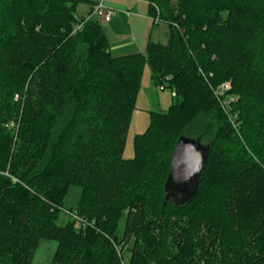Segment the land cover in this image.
<instances>
[{"label":"trees","instance_id":"obj_1","mask_svg":"<svg viewBox=\"0 0 264 264\" xmlns=\"http://www.w3.org/2000/svg\"><path fill=\"white\" fill-rule=\"evenodd\" d=\"M147 1L167 43L112 56L85 20L97 0H0V264H30L41 239L57 243L50 264H264V0ZM146 64L174 101L125 159ZM182 136L209 154L179 204L164 185Z\"/></svg>","mask_w":264,"mask_h":264},{"label":"rangeland","instance_id":"obj_2","mask_svg":"<svg viewBox=\"0 0 264 264\" xmlns=\"http://www.w3.org/2000/svg\"><path fill=\"white\" fill-rule=\"evenodd\" d=\"M108 0H104V2ZM123 0H113L114 3H121ZM131 1L132 4L145 3L148 5L147 0H124ZM148 9V6H147ZM78 13L82 14L89 11V5L79 4ZM131 10V8H127ZM124 12V11H123ZM92 19H96V16L91 15ZM104 22V21H102ZM154 30L157 31L155 34L153 32L152 40L155 42H160L162 44L167 43V25L160 23L158 26H155ZM107 31V30H106ZM128 29L126 26L122 27L120 30L121 33L127 34ZM158 33V35H157ZM128 35V34H127ZM125 35H119V33H114L111 36L110 42H119V37L123 38ZM110 38V36H109ZM113 48L114 46L111 45ZM133 53V52H131ZM112 56H117L122 54V52L115 51L111 49ZM173 95L169 89H163L161 87L155 86L151 79V70L149 64H146L141 76L139 83L138 94L136 98V103L134 110L131 114V120L126 136V143L123 152V157L125 159L133 158V140L134 137L138 134L143 133L148 125L150 120V112H160L166 113L171 104L173 103ZM81 188L77 186H71L64 197L63 200V209L58 213L57 222L59 225H64L69 222L72 218L71 215L67 213V210L74 209L80 200ZM124 226V218H122L118 224V235L121 236ZM57 243L52 240L41 239L38 242V245L33 253L30 264H50L52 257L54 255ZM125 256V255H124Z\"/></svg>","mask_w":264,"mask_h":264},{"label":"water","instance_id":"obj_3","mask_svg":"<svg viewBox=\"0 0 264 264\" xmlns=\"http://www.w3.org/2000/svg\"><path fill=\"white\" fill-rule=\"evenodd\" d=\"M208 154L209 147L197 140L183 136L177 140L164 185L165 199L183 204L193 196Z\"/></svg>","mask_w":264,"mask_h":264},{"label":"crops","instance_id":"obj_4","mask_svg":"<svg viewBox=\"0 0 264 264\" xmlns=\"http://www.w3.org/2000/svg\"><path fill=\"white\" fill-rule=\"evenodd\" d=\"M104 5L113 11L111 20L102 23L107 37L109 38L110 36L109 39H111L114 33L125 35L123 38L126 37L124 40L119 37L118 40L120 41L113 42V44L110 42V47L111 45L114 46L111 49L122 52L120 55L131 54V52H143L148 40H152L154 30H158L152 26V19L147 9L148 5L145 3L132 4L131 1L124 0L121 3H114L113 0H108L104 2ZM127 8H131V10H127ZM124 26L128 29V35L120 32Z\"/></svg>","mask_w":264,"mask_h":264},{"label":"built area","instance_id":"obj_5","mask_svg":"<svg viewBox=\"0 0 264 264\" xmlns=\"http://www.w3.org/2000/svg\"><path fill=\"white\" fill-rule=\"evenodd\" d=\"M91 15L96 16L97 19H99L101 22L104 21L109 22L112 18L113 15V11L112 9L107 8L104 5V0H97L96 4L93 6ZM90 16H87L85 20H88L89 18H92ZM155 23L157 21V19H154ZM103 23V22H102ZM83 24H78L77 27L75 28V30H78L82 27ZM230 89V84L229 83H224L220 86V88L215 92V94L217 95L218 98L221 99V104L222 107L224 109V111L226 113H230L231 108H230V104L234 103V98L230 97V96H225V93ZM225 96V97H224ZM229 120L231 122V124L233 125L234 128L238 127V123L235 121L237 118V114L236 113H230L228 115ZM75 217V216H74Z\"/></svg>","mask_w":264,"mask_h":264}]
</instances>
